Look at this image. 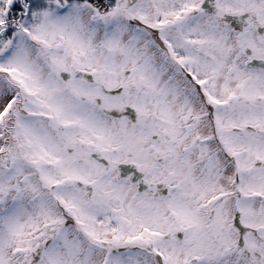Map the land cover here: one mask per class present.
I'll use <instances>...</instances> for the list:
<instances>
[{
	"label": "snow or ice",
	"instance_id": "snow-or-ice-1",
	"mask_svg": "<svg viewBox=\"0 0 264 264\" xmlns=\"http://www.w3.org/2000/svg\"><path fill=\"white\" fill-rule=\"evenodd\" d=\"M0 264H264V0H0Z\"/></svg>",
	"mask_w": 264,
	"mask_h": 264
}]
</instances>
